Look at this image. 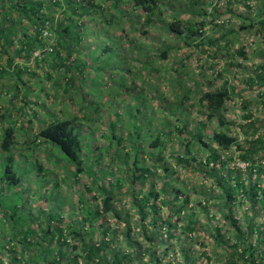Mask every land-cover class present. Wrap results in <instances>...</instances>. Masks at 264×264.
Segmentation results:
<instances>
[{"label":"rangeland","instance_id":"obj_1","mask_svg":"<svg viewBox=\"0 0 264 264\" xmlns=\"http://www.w3.org/2000/svg\"><path fill=\"white\" fill-rule=\"evenodd\" d=\"M244 1L247 0L236 1L232 13H228L225 0H200L205 13L196 14L194 19L199 21L205 17V25L202 31L198 30V36L188 40L176 39L161 23L142 27L144 15L128 12L125 19L121 18L127 38L118 41L121 48H115L124 61L113 66L111 52L106 56L96 50L88 52L89 48L82 51L89 57L85 80L90 83L84 88L91 91L87 99L72 97L73 90L65 92V84L55 88L52 82L47 85L42 81L38 85L30 84L31 108L19 104L7 112L13 94L3 96L0 116L4 112L7 113L5 122L15 120L17 136L23 129L19 126L22 117L29 125L28 134L20 135L19 143L12 150L16 170L21 175L19 184L13 189L0 180V189L6 198L12 191L22 193L23 206L17 212L28 216L27 224L37 239L42 236L46 222L60 228V240L66 244L65 254L74 256L79 264H110L114 253L124 254L126 264H156L151 258H157L160 264L182 263L186 261L183 250L192 264H226L232 251L234 230L224 214L231 212L244 230L249 223L263 226L260 205L241 199L240 188L234 189L237 197L234 205H226L221 197L220 173L234 184L227 175L234 178L239 172L246 187L255 178L254 172L250 174L248 163L242 161L241 150L222 151L221 162L199 164L213 149L217 150L211 136L221 130L216 118H205L206 111L199 100L207 91L222 86H227L232 93L220 112L229 123L226 131L238 144H251L254 149L259 144L264 147V80L256 78L264 70V44L253 30L239 32L237 36L230 34L239 29L240 20L235 13L245 9ZM173 11L182 21L189 17L171 3L161 7L158 13L161 21L170 20ZM208 40L221 46L210 45ZM225 40H229L226 48ZM241 45L243 54L234 50ZM166 46L170 48L162 58L160 53ZM96 53L102 56L98 59ZM98 64L102 70L95 68ZM65 80L59 78L61 82ZM41 86L44 91L39 90ZM65 116L77 117L74 124L87 146L83 149L85 168L91 169L78 178L73 177V166L59 157L56 147L32 136L43 121ZM28 118L33 120L27 121ZM112 122L116 123L114 132L119 134L120 141L109 145L108 128ZM200 122L205 124L200 136L206 147L191 138L199 132ZM134 124L138 127L134 128ZM156 136L160 145L153 147L151 142ZM258 137L262 143L256 142ZM23 138H26L24 143ZM134 147H139L140 163L151 171L144 181L133 185L129 171L132 160L127 154L131 155ZM178 156L183 157L181 161ZM2 157L0 151V174ZM255 157L256 163L264 164V148ZM106 166L112 167V171L103 176ZM101 189L112 190V207L118 215L112 211L84 219L88 204L100 209L105 196ZM143 198H148V203ZM152 204L157 206L156 214L149 211ZM140 206H143L144 218L139 213ZM178 210L181 211L177 213ZM191 212L197 217L193 232L185 227ZM6 214L0 208V244L13 242ZM102 223L104 226L100 229L107 226L110 229L105 235L100 232L92 237L98 240L104 236L111 241L110 245L99 252V261L95 258L88 263L83 246L86 230L89 226L99 228ZM75 225L80 228L83 241L72 231ZM216 226L224 233L219 243L213 235ZM128 230L130 236H127ZM153 231V240H150ZM256 238L252 232L248 242H240V246L256 244ZM14 249L18 253L26 252L18 243Z\"/></svg>","mask_w":264,"mask_h":264},{"label":"trees","instance_id":"obj_2","mask_svg":"<svg viewBox=\"0 0 264 264\" xmlns=\"http://www.w3.org/2000/svg\"><path fill=\"white\" fill-rule=\"evenodd\" d=\"M225 1L226 12L232 13L234 4L239 0ZM171 3L172 6L177 7V10L187 13L189 17L182 21L175 16L176 12L173 11L170 20L162 22L158 13L160 14L162 6L171 5ZM199 4H201L200 0H0V102L4 99L3 96L12 93L7 112H12L11 109L19 104L31 108L33 104L28 98V93L31 92L30 84L35 82V85H38L41 81L47 85L52 82L55 88L65 84L64 91L73 90L74 96L72 97L87 99L89 95L87 93H90L91 90L85 89L90 83L85 80L86 69H89V62L87 61L89 57L87 54H82L85 48H94L97 53L100 52L106 56L110 52L113 53L114 59L110 62L113 63V66L124 61V58L121 59L120 52L116 51L115 48L121 46L118 44L120 39L127 38L126 30L121 26V18L125 19L128 12L134 16L144 15L142 27H155L161 23L163 28L176 39L195 38L202 31L206 21L205 17H201L199 21L194 19L196 14L205 13V9L201 8ZM242 5L245 9L235 13V16L240 20L239 29L230 32V34L237 36L239 32L253 30L254 35H259L264 44V0H247L242 2ZM88 29H91L92 32H87ZM206 42L210 45H216L217 48L221 46L212 40ZM228 43L229 40H225L223 46L226 48ZM167 48L170 47L166 46L161 51L160 56L162 58L167 56ZM243 48L244 46L241 45L234 50L243 54ZM37 50H39V54H34ZM97 53L95 55L99 59L102 55ZM101 64L96 65L95 68L102 70ZM59 78L66 80L61 82ZM256 78L264 80V70ZM44 89L43 86L39 88L40 91H44ZM231 94L227 86H222L219 89L207 91L204 98L199 100V104L206 111L205 118L207 120L216 118L221 127V130L213 132L211 136V139L217 144V150L213 149L208 157L201 160L199 164L221 162L220 152H228L232 148L241 150L240 157L243 162L248 163L250 174L252 176L254 172L255 178L250 179L251 184L246 187L239 172L236 174L237 172L231 171L236 174L233 175L234 178L227 175L234 180V184L229 183L228 178L220 173L218 180L222 187L221 197L226 205H234L237 198L234 189L240 188L241 199H249L252 204L258 203L261 213H264V176H262V174L264 175V164L255 162V155L264 147L263 144H259V147L254 149L251 144L247 146L238 144L236 138L226 131L229 123L225 117L220 115V112L226 101L232 96ZM19 113L21 114V111ZM6 114L3 112L0 116V151L3 152L0 180L4 186L15 189L19 184L21 175L16 170V160L12 150L19 143V136L25 137L28 134L27 125L29 124L24 122L22 117L19 126L23 129L22 132L19 131L17 136L15 120L9 119L5 122ZM117 115L119 114L117 113ZM32 120L33 118L27 119V121ZM76 120V116H65L50 119L45 123L43 121L37 131L32 133V136L34 140H43L56 147L59 157L66 164L73 166V177L78 178L82 173H89L91 168L90 166L85 168L87 161L83 156V149L87 146L74 124ZM2 123L4 124L1 125ZM134 125V128L138 127ZM115 126L116 123L112 122L108 128L109 133H111L109 145L120 141L119 134L114 132ZM204 127V122H200L198 125L199 132L191 138L206 147L200 136ZM135 132L138 136V129ZM25 140L26 138H23V143L26 142ZM256 142L262 143V139L258 137ZM151 143L153 147L160 145L159 137L156 136ZM138 150L139 147H134L132 154H127L128 157L131 156L132 160L129 171L133 185L144 181L151 171L150 168L140 163ZM177 158L181 161L183 157L178 156ZM110 171H112V167L106 166L102 175L104 176ZM101 191L105 196L102 198L100 209L88 204L84 208V219L89 218V215L97 217L102 213L112 211L115 216L118 215L112 207L114 199L112 190L101 189ZM20 193L12 191L9 194L10 197L6 198L0 189V208L3 209L4 213H7L12 230L10 241H13L0 244V264H79L74 256L65 254L66 244L60 240L62 239L60 228L51 227L49 222H46L42 236L39 239L35 237L34 232L27 224L28 216L17 212L23 206V202H21L22 193ZM176 194L175 196H177ZM93 200H96V197H93ZM142 200L147 201V203L149 201L148 198ZM151 206L152 209L149 211L153 210L152 212L156 214L158 212L157 206L153 204ZM139 209V213L142 214L141 217L144 218L143 206H140ZM180 211L178 210L177 213ZM190 215L191 219L185 227L188 231L193 232L196 230L197 217L195 212H191ZM224 217L234 230V242L230 244L232 251L226 264H264V224L260 226L249 223L244 230L238 224V220L232 217L231 212L225 213ZM164 223H168V219H164ZM103 226V223L101 227L95 229L93 226H89L86 230L85 240L77 225L72 230L82 237V241L84 240L85 261L88 263L95 258L99 261L101 259L99 252L110 245L111 241L104 236L98 240L92 237L93 234H100V232L105 235L110 228L107 226L100 229ZM252 232L257 235L256 244L248 243L240 246V242H248ZM153 234L154 231L149 236L150 240H153ZM213 235L216 243L224 239V233L220 227L213 228ZM127 236H130V230H128ZM17 243L22 251H26V255L15 252L14 247ZM51 251H54L55 254H52ZM183 251L186 258L185 262L167 264H192L187 261L190 257L186 250ZM151 260L160 264L157 258H151ZM125 262H127V257L124 254L118 256L117 253H114L110 264H126Z\"/></svg>","mask_w":264,"mask_h":264},{"label":"crops","instance_id":"obj_3","mask_svg":"<svg viewBox=\"0 0 264 264\" xmlns=\"http://www.w3.org/2000/svg\"><path fill=\"white\" fill-rule=\"evenodd\" d=\"M86 49V48H85ZM93 50H96V49H94V48H89L88 49V52H92ZM97 51V50H96Z\"/></svg>","mask_w":264,"mask_h":264},{"label":"built area","instance_id":"obj_4","mask_svg":"<svg viewBox=\"0 0 264 264\" xmlns=\"http://www.w3.org/2000/svg\"><path fill=\"white\" fill-rule=\"evenodd\" d=\"M49 50H51V48H49ZM34 54H39V50L35 51Z\"/></svg>","mask_w":264,"mask_h":264}]
</instances>
